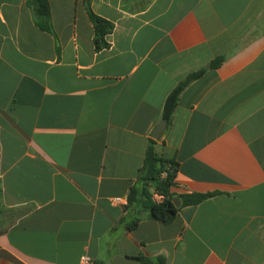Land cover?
<instances>
[{
    "label": "crops",
    "instance_id": "crops-1",
    "mask_svg": "<svg viewBox=\"0 0 264 264\" xmlns=\"http://www.w3.org/2000/svg\"><path fill=\"white\" fill-rule=\"evenodd\" d=\"M28 1L0 0V264H264V0H90L101 49L84 0L50 31ZM151 144L172 191L219 193L168 224L129 204Z\"/></svg>",
    "mask_w": 264,
    "mask_h": 264
},
{
    "label": "trees",
    "instance_id": "trees-1",
    "mask_svg": "<svg viewBox=\"0 0 264 264\" xmlns=\"http://www.w3.org/2000/svg\"><path fill=\"white\" fill-rule=\"evenodd\" d=\"M84 1L88 17L92 22L94 29L93 41L95 48H104L107 46L105 37L111 32L113 25L111 22L96 15L91 10L90 0ZM28 4L33 11L35 21L39 27L50 31V12L48 0H29ZM222 60V57H218L208 63L207 67L214 68L218 66ZM204 71L205 67L187 74L169 93L165 100L161 117V120L165 123L166 128L171 124L173 111L176 107L180 93L190 82L199 78ZM176 171L177 163L174 160L165 159L158 155L151 144L146 151L145 158L140 169V179L143 182V186L140 191V197L136 196L137 190L132 189L127 197L128 203L131 204L138 200L142 209L146 210L151 218L168 224L173 221L176 213L181 207L198 204L210 196L219 193L218 191L205 193H177L172 191L171 188L176 185ZM148 184H151L154 192H157L163 196L161 201H155L152 199V192L149 191L147 187ZM174 198L179 199V206L174 205ZM135 224L136 221L132 223V225ZM137 259L144 262L150 261L143 257H137ZM162 260V258H159L160 262Z\"/></svg>",
    "mask_w": 264,
    "mask_h": 264
},
{
    "label": "built area",
    "instance_id": "built-area-1",
    "mask_svg": "<svg viewBox=\"0 0 264 264\" xmlns=\"http://www.w3.org/2000/svg\"><path fill=\"white\" fill-rule=\"evenodd\" d=\"M151 197L155 201H161L163 199V196L158 194L157 192H152ZM121 201H122V198H120V197L112 198V202H114V203H119ZM77 264H96V263L89 255L83 254L79 258Z\"/></svg>",
    "mask_w": 264,
    "mask_h": 264
},
{
    "label": "water",
    "instance_id": "water-1",
    "mask_svg": "<svg viewBox=\"0 0 264 264\" xmlns=\"http://www.w3.org/2000/svg\"><path fill=\"white\" fill-rule=\"evenodd\" d=\"M165 128V123L163 121H161L153 130V132L151 133V137L154 139H157L160 135V133L164 130ZM174 205L175 206H179L180 205V201L177 198L173 199Z\"/></svg>",
    "mask_w": 264,
    "mask_h": 264
}]
</instances>
